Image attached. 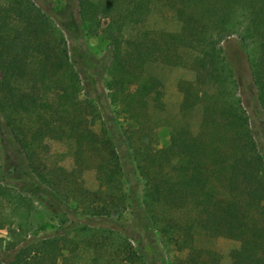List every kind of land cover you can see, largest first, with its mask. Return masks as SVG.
<instances>
[{
    "label": "trees",
    "instance_id": "obj_1",
    "mask_svg": "<svg viewBox=\"0 0 264 264\" xmlns=\"http://www.w3.org/2000/svg\"><path fill=\"white\" fill-rule=\"evenodd\" d=\"M154 2L77 0L75 18L61 20L63 29L73 36L72 55L65 37L56 35L52 22L32 0H12L8 5L0 0V138L6 161L12 166L2 175L0 164V206H12L21 213L27 208V198L32 197L46 202L57 214L71 198L66 211L78 220L121 221L128 209L120 180L121 155L126 156L124 152L120 154L123 144L115 147L113 143L123 135L115 127L98 134L91 129L89 120L110 111L111 104L115 116L126 115L125 119L134 126H142L148 100L161 89L160 81L146 69L157 61L159 51L179 55L186 48L201 59L199 84L213 92L201 96L193 93L190 84L185 106L205 97L206 119L215 122L214 116L218 115L216 129L222 135L212 150L203 134L193 136L186 131L181 139L173 135L172 146L180 144L181 150L170 154L167 149L155 150L146 139L142 141L145 135L139 141L136 134H144L140 127L130 128V139L138 140L146 152L138 151L141 147L132 143L128 158L135 161L143 175L145 171L147 182L153 179L142 204L150 216L146 218L153 220L161 237L178 246L180 252L183 248L193 249L195 235L201 231L210 237H233V220L240 218L245 223L242 244L231 251L232 264H264V156L259 150V146L264 147V135L249 139L250 121L228 103L231 75L220 56V45L234 35L245 43L250 40L257 44L258 56L251 64L252 86L264 122V0H164L166 7L176 8L180 31L144 30L138 38L127 37L130 27L145 23ZM103 18L108 24L101 29ZM85 30L94 36L101 30L108 42L102 65H94L87 51L78 48ZM102 73L108 76L105 89L109 104L103 92L97 98L83 93V76L96 86ZM154 100L159 102L160 97ZM49 117L58 124L45 133L76 144L75 165L69 172L49 169L41 159V146L36 141L44 132L38 125L47 124ZM105 117H109L107 123L113 119L112 125L117 124V118H110L108 113ZM247 139L252 142L249 150ZM199 155H203L204 162L193 174L190 159ZM173 158H177L174 165ZM89 164L95 165L104 194L91 192L79 182ZM3 223L0 220V226ZM121 226L125 228L122 223ZM149 228L146 221L130 230L143 240L146 233L141 231ZM110 240L109 249L114 245L113 237ZM73 241L45 237L17 248L2 250L0 246V264H80L87 255V264H118L117 259L123 264H141L142 247L150 250L149 245L143 246L137 239L134 243L138 248L122 240L113 253L103 251L102 242L93 240L94 245L90 239ZM81 244L84 247L80 249ZM156 248L148 253L156 252ZM11 249L12 255H7L6 250ZM191 252L176 264H202Z\"/></svg>",
    "mask_w": 264,
    "mask_h": 264
},
{
    "label": "rangeland",
    "instance_id": "obj_2",
    "mask_svg": "<svg viewBox=\"0 0 264 264\" xmlns=\"http://www.w3.org/2000/svg\"><path fill=\"white\" fill-rule=\"evenodd\" d=\"M12 0H3L4 5H8ZM34 4L49 18L55 29L57 36H63L67 40L70 54L73 55V49L75 48L73 36L70 32L63 29L61 20L70 21L72 17L75 18V10L78 9L77 0H32ZM99 1V0H91ZM151 7V15L147 18L144 24L140 27L139 25L130 27L127 31V37L131 36L140 37V33L144 30H166L169 32L178 33L181 29V25L175 19L176 8H168L164 5V0H154ZM240 19H242L240 17ZM102 28H106L108 24L107 19H102ZM86 27V25H83ZM86 34V30H85ZM83 48L90 55L94 62V65H102L107 55L108 42L103 36V32L99 30L98 34L87 35L84 39L80 40L78 48ZM220 47L222 48V58L224 65L229 70L231 75V81L229 82L228 94L230 102L232 103L235 111L237 110L239 115H243L247 120L250 121V126L247 131H250V138L255 137L258 139L259 135H264V122L262 116V110L255 101V93L252 83L251 64L258 56V46L254 41H247L246 43L234 35L229 40L223 42ZM183 51L179 55L169 51V53L158 52L156 62L152 63L146 70L148 73L155 75V77L161 83L160 92L153 93L151 98L148 100V109L146 110V116L141 118L143 125H133L130 120L125 119L126 115L115 116V109L108 102L106 96L107 91L105 89L106 81L108 76L102 73L96 86L90 80V78L83 76L84 83V94H90L91 97L96 98L99 94L104 96V100L110 105V111L100 112L97 115H93L89 122L90 127L96 133H103V130L114 128L116 132L123 136L117 138V142L113 145L119 146L120 143L123 147H119L120 154L125 153L126 157H122V174L121 183L123 193L127 198L128 209L123 215L122 220L118 223H111L108 220L105 221H89V220H78L75 216L66 209L67 205L70 207V200L65 201V205L57 214L51 212L46 202L42 203L35 198L28 197L27 208L25 211H15L13 207H9L6 204L0 206V220L4 223L0 226V246L2 250L9 249L15 246V248L22 246L26 242H36L37 240L45 237L49 238H68L69 241L77 239L82 240H95V242H102L104 245L103 251L115 252L116 244L120 241L131 245L136 248L139 247L135 244V239L141 240L143 246L149 245L150 250L156 248L157 251L154 253H148L142 247V251L139 253L141 264H151L153 261H158V264L165 262V264H176L180 263L181 260L186 258L188 254L197 255L202 264H232L230 253L234 249H239L241 246V234L244 232L245 223L240 218L233 220L235 226V235L233 237L217 236L210 237L202 231L195 235V243L192 245L193 249L183 248L182 252L178 249V246L167 242L166 238L161 237L157 232V227L152 224L153 220H149L150 217L144 212L142 206L144 196L146 192L150 191L151 184L153 185V179L147 182V175L137 169V166L128 158V153H131V144H136L138 151L142 150L146 152L139 141L146 139L150 143L152 148L156 149H167L170 154H179L181 147L180 144L172 146V137L175 135L179 139L182 137V133L186 131L190 132L193 136L203 134L204 139L209 141V149L212 150L213 146H218L220 143L219 138L222 133H218L216 129V123L220 122L218 115L214 116L213 119H206V108L208 106L205 101V97L200 98L196 104L194 99H190V102L194 105L185 106L186 90H189V85H193V93H199L201 96L206 92L212 93V89H208V86L199 84V74L203 72L201 69V59L197 53H193L188 49H182ZM201 66V67H200ZM197 80V81H196ZM96 87V89H95ZM98 94V95H97ZM209 94V93H208ZM160 97V101L156 102L154 98ZM236 111V112H237ZM108 113L110 118H117V124L112 125V121L107 123V117L105 114ZM48 123H40L38 128L43 130L44 134L38 138L36 142L41 146L39 153L43 163L49 169L63 168L66 171H71L74 168V152L76 144L74 141L59 138H52V134H49L45 130L52 129L58 121L52 120L51 117L48 119ZM52 121V122H51ZM42 122V121H41ZM144 132V134H136L137 139H130V128H137ZM37 130V125L35 127ZM250 129V130H249ZM36 135V134H35ZM143 135V136H141ZM213 140L211 143L209 139ZM264 140V139H263ZM139 142V143H138ZM250 140L247 139L248 150L251 148ZM255 144V143H254ZM264 148V147H263ZM259 146V150L264 156V149ZM223 150L225 148L222 147ZM131 161V162H130ZM172 164L177 163V158H173ZM204 162L203 155L195 156L190 159V165L192 172L195 174L197 168L200 167ZM0 164L1 174L5 175L9 170V162L6 161V152L2 146L0 138ZM145 164L141 163L143 167ZM145 169V167H144ZM85 170V169H83ZM167 170V169H166ZM1 175V176H2ZM152 177L149 175V179ZM80 181L84 185V188L91 192L99 191L104 194V186L99 185L97 180L95 165H90L80 175ZM67 204V205H66ZM73 207V206H72ZM66 213V215L64 214ZM80 215L82 213H79ZM194 213L191 215L193 216ZM198 215V213L196 214ZM184 216V215H183ZM173 217V216H172ZM150 223L149 231H141L145 239H140L137 235L131 233L130 227L135 225H142L145 222ZM6 222V223H5ZM121 223L125 226L122 227ZM153 225V226H152ZM129 227V228H128ZM115 234V235H114ZM93 237V238H92ZM113 237L114 245L109 249L111 240ZM74 242V241H73ZM93 241V244L95 243ZM156 246V247H155ZM84 245L81 244L80 249ZM14 249L6 250L7 255H12ZM88 256V255H87ZM82 260L80 264H87V257ZM122 258V257H121ZM0 259L3 257L0 256ZM121 259H117L118 264Z\"/></svg>",
    "mask_w": 264,
    "mask_h": 264
}]
</instances>
